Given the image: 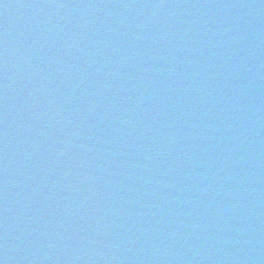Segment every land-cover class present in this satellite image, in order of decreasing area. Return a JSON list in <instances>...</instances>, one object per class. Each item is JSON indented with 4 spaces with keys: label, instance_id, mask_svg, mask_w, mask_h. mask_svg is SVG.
I'll return each instance as SVG.
<instances>
[{
    "label": "water",
    "instance_id": "water-1",
    "mask_svg": "<svg viewBox=\"0 0 264 264\" xmlns=\"http://www.w3.org/2000/svg\"><path fill=\"white\" fill-rule=\"evenodd\" d=\"M264 0H0V264H222Z\"/></svg>",
    "mask_w": 264,
    "mask_h": 264
}]
</instances>
